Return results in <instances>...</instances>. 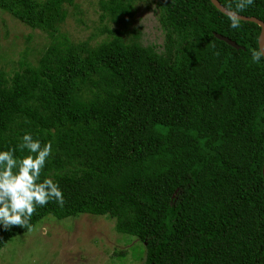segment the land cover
<instances>
[{"label": "trees", "instance_id": "obj_1", "mask_svg": "<svg viewBox=\"0 0 264 264\" xmlns=\"http://www.w3.org/2000/svg\"><path fill=\"white\" fill-rule=\"evenodd\" d=\"M134 1L97 0L100 19L126 22ZM70 4L0 0L51 39L36 64L0 68V151L27 154L25 132L51 141L41 179L65 200L37 207L32 227L106 215L143 243L144 264H264V58H251L260 26L231 28L210 0H156L160 50L106 25L96 44L72 42L59 32ZM240 14L264 22V0ZM28 230L0 225V248Z\"/></svg>", "mask_w": 264, "mask_h": 264}, {"label": "rangeland", "instance_id": "obj_2", "mask_svg": "<svg viewBox=\"0 0 264 264\" xmlns=\"http://www.w3.org/2000/svg\"><path fill=\"white\" fill-rule=\"evenodd\" d=\"M156 0H135L132 16L126 22L100 19L97 0H74L66 5L67 15L59 32L72 42L89 40L96 44L106 38L99 27L121 31L126 41L155 45L164 35L158 22ZM47 34L33 29L0 9V68L11 75L20 62L36 64L50 42ZM115 220L106 215L82 213L56 219L49 215L31 230L19 233L0 248V264H144L143 243L134 236L118 233Z\"/></svg>", "mask_w": 264, "mask_h": 264}, {"label": "clouds", "instance_id": "obj_3", "mask_svg": "<svg viewBox=\"0 0 264 264\" xmlns=\"http://www.w3.org/2000/svg\"><path fill=\"white\" fill-rule=\"evenodd\" d=\"M254 0H231L221 11L230 21V27L241 26L240 15ZM252 61L259 63L264 58V45L252 50ZM27 154L17 157L16 149L0 151V225L4 229L18 226L31 230V219L37 207L55 201L59 206L65 203L58 182L50 177L41 179L46 162L53 152L52 142L41 143L30 132H25L18 145Z\"/></svg>", "mask_w": 264, "mask_h": 264}, {"label": "water", "instance_id": "obj_4", "mask_svg": "<svg viewBox=\"0 0 264 264\" xmlns=\"http://www.w3.org/2000/svg\"><path fill=\"white\" fill-rule=\"evenodd\" d=\"M212 2V4L221 11V6H223L218 0H210ZM222 12V11H221ZM223 13V12H222ZM242 17V20H246V21H251L256 23L257 25L260 26V33L258 36V46L260 45H264V22L254 16H246V15H242L240 14ZM216 37H218L219 39L224 40L225 42H227L228 44L234 46L235 48H239L240 46L234 42L233 40L229 39L226 36L220 35V34H215Z\"/></svg>", "mask_w": 264, "mask_h": 264}]
</instances>
